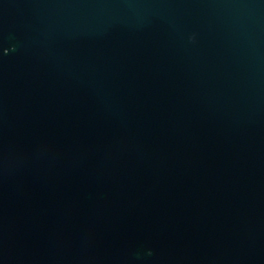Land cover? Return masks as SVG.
<instances>
[{
  "label": "water",
  "instance_id": "obj_1",
  "mask_svg": "<svg viewBox=\"0 0 264 264\" xmlns=\"http://www.w3.org/2000/svg\"><path fill=\"white\" fill-rule=\"evenodd\" d=\"M0 264H264V0H0Z\"/></svg>",
  "mask_w": 264,
  "mask_h": 264
}]
</instances>
